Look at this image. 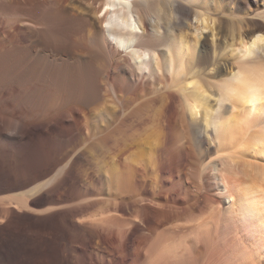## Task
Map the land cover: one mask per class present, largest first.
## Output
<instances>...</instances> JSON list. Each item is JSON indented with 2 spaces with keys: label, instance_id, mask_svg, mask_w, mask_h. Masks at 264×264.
Instances as JSON below:
<instances>
[{
  "label": "bare ground",
  "instance_id": "bare-ground-1",
  "mask_svg": "<svg viewBox=\"0 0 264 264\" xmlns=\"http://www.w3.org/2000/svg\"><path fill=\"white\" fill-rule=\"evenodd\" d=\"M220 1L0 0V18L5 11L38 7L78 22L82 35H76L111 55L108 85L117 99L132 76L139 83L166 79L173 89L136 108L127 119L131 123L122 124L124 140L82 150L80 137H92L96 128L87 121L95 110L85 108L96 96L69 99L71 108L51 124L55 99L48 75L23 61L29 52L26 32L16 22L0 28V264H246L226 253L220 219L213 221V232L209 221L194 225L195 237L184 235L193 226L171 222L175 210L199 208L207 198L193 179L183 181L185 143L191 137L210 149L228 150L234 163L251 146L264 152V59L253 58L264 50V12L226 34L230 30L223 33L210 8ZM242 1L248 9L264 7L260 0ZM208 30L211 42L202 40ZM215 36H221L217 46ZM227 51L246 61L229 67L220 58ZM76 57L75 63L93 59ZM221 75L226 80L214 82ZM226 102L231 105L222 113ZM73 134V140L58 142ZM209 164L221 174L217 163ZM263 172L261 180L243 183L228 175L223 181V175L227 199L219 201L220 211L235 206V186L244 200L248 191L253 194L247 201L255 206L249 203L247 211L245 204L243 210L261 215ZM86 193L105 205L88 221L84 208L68 206Z\"/></svg>",
  "mask_w": 264,
  "mask_h": 264
},
{
  "label": "rangeland",
  "instance_id": "rangeland-1",
  "mask_svg": "<svg viewBox=\"0 0 264 264\" xmlns=\"http://www.w3.org/2000/svg\"><path fill=\"white\" fill-rule=\"evenodd\" d=\"M202 1L203 3L206 2V0H202ZM70 2H72L73 4H79L77 0L75 1L70 0ZM220 2H221L220 4L215 2L213 5L210 6V8L211 11H213L216 15H218L216 20L217 21L216 25H219V20L222 21L224 27L223 33H225L226 30H230L229 32L226 31V34H229L231 30L233 31L238 30L240 27H242L243 23L247 19H250L251 17L258 18V16L256 15L260 14L261 12L262 13L264 12V7H262L259 10H257L256 7L248 9V7L245 5V2L243 3L242 0H236V2L234 1V3L232 2L229 4L226 0L224 2L221 0ZM260 2L264 4L263 0L262 1L260 0ZM215 5L217 9L219 8L218 10L215 8ZM31 8L32 7H30V9L28 7V9L24 8L20 10L5 11V13L1 14L0 28L6 27L8 22L9 23L16 22L17 24H20L24 29V31L26 32V39L28 40L27 46L29 52H27L26 56H24V59L23 58L22 59L24 63L27 65L29 64L30 66L42 67V69L45 70L46 75H48L47 78L49 82L50 96L53 101L55 99L54 101L55 106L53 105L50 110L49 118L51 124L56 123L58 119L63 117L61 115H63L66 112V110H69L71 108L70 106L73 100H78L80 96L82 97L85 94L96 96V100L90 106L85 107L88 109L91 107L93 110H95L94 114L90 115L87 121L91 125L95 124L96 128H93L94 135L92 134V137L90 135L87 137H80L82 150L86 148L90 150L92 146H101L102 142L105 143L111 141L109 143H112L115 141L124 140L125 133L123 131L125 127L122 126V124L124 122H126V124L131 123V121L128 122L127 119L131 118V114L136 110V108L140 104L144 102L146 103L150 99H154V97L162 99L168 94L169 90L171 91L172 86L168 85L171 83L170 82L167 83L166 79L160 78L158 79V81L151 83H148L147 81H145L144 83H139L140 79L139 78L136 79L135 77L132 76L131 81H133V83L131 84V82H129L130 84L127 87L128 89L126 88V90L119 92L118 95L119 99H117V96H115V94L111 90V87H109L108 85L109 83L108 75L112 69L110 66L111 62H109L111 61V55L108 54L109 52L108 51L105 52L104 50H103L104 52L101 51V48H97V46L95 47V45L92 43H89V45H87L88 44L87 41L86 43H84L83 42L84 40H82L79 36L82 33V30L80 29V27L77 26L79 25L78 22L74 21L73 19L71 20L67 16V14H63V16H57L52 11H46L42 13L39 12L40 9H37L38 7H34L32 9ZM101 15L102 13L98 14L97 16L95 15L94 17H92L91 21L95 23L97 21L96 19ZM63 17L66 18L63 19ZM67 19H70L71 22ZM72 21L77 24L71 26L70 24L72 23ZM195 22H196L195 19H193V23ZM96 25L98 26L97 23ZM215 27L216 26H214V28ZM77 33H79L78 36L76 35ZM214 33L217 34V31L215 30ZM211 34L212 33L210 30L204 31L202 40H204L205 37H209L211 42L212 40ZM71 37H73V39L75 40H73ZM220 39L221 36L214 37L213 40L216 46L218 45ZM73 42L74 43L76 42V44L79 45V46L77 45L78 48H75L77 46ZM78 51H80V54L81 51L83 53L81 55L80 54L77 55L79 53ZM228 52L229 51L224 53L222 55L223 57L220 56V58H222L223 63H226L229 67L232 66V64L233 65L235 64L236 66L238 63L242 64L243 62L246 61L244 59V61L242 62L243 60L242 59L240 62H238L240 59L238 58L234 59L231 53ZM99 54H103V55H99ZM76 55L77 57L79 56L80 59H82V57L85 55L86 57H83L85 58L82 59L83 61L87 60L86 59L87 57L89 58L92 57L93 59L90 58L92 59L91 63L85 61H84L85 63L84 62L75 63V61H78ZM255 55L258 58L256 56H253L254 59H259V58L264 59V50L258 51ZM75 57L77 59H75ZM94 57L96 58V60L94 59ZM159 73L160 75L162 74L161 71ZM221 76L217 77L218 79H216V81L214 82H220V80L222 81L226 80L223 78H227V77H224V75L222 77ZM61 96L63 97V99ZM211 98L213 102L217 100L215 99V97L214 98L211 97ZM69 99H73V100H69ZM58 101L59 103H57L56 105L55 102ZM230 105L231 104L229 102H226L224 104V108L222 107L223 109L221 112L222 113L225 112V110H227L225 107H229ZM117 110H120V112L114 113V111ZM122 127L124 128L123 130ZM73 136L74 134L68 138H59L58 142L61 141L60 143H65L71 141L74 138ZM189 140H190L189 143H185L186 144L185 152L187 154V159L183 161L185 167L183 168L182 166H180L181 168L185 169L183 170L184 173H182L185 175L183 181L187 182L189 179H193L198 184V186H201L200 188L197 187L199 188L198 192L200 194H204V195L206 194L207 198L205 199V202L201 206H199V208L198 207L190 208L187 211H184L183 209L175 210V216L171 220V222L173 224L178 223V225L183 227L193 226L195 230L191 228L193 231L190 229L191 231L188 230L185 231V233L182 232L181 235L183 237L184 235L185 237L186 236L195 237L199 232L197 231L199 230V228H197L194 225L197 224L198 226L199 224L206 223L207 221H209L212 225L214 223L213 221L214 220L216 221V219L218 218L217 221L220 219V222H222L221 226L224 236L223 240H225L224 243H225L226 253L228 255L236 256V258H240L241 262L243 263L246 262V264H264V219H263L264 212H262L261 215L260 213L258 215V212L252 210L255 212V214L251 215L252 214L251 212H249L248 214L247 211L251 208L249 207L250 204L253 206H255L256 204L250 202V200L252 201V197H253L252 192L251 191H248L250 193L247 192L248 194L247 197L250 198V200L247 201L249 198L246 197L247 199L244 200L241 196L242 193H240L242 191L240 192L236 191L237 188L234 186L232 187V192L234 197H236L235 206L231 207L229 204H226L224 207H221V211H220L219 209L220 206L218 205L220 200L227 199V196L225 195L226 192L225 184L227 182L226 183L222 182L223 177H225L223 181H225L226 178L229 177L228 179L231 181H235V179L237 178L242 183L245 181L251 182V179H253L254 177L255 179L256 178L257 179L260 178V180L262 179L261 178L263 175L262 172L264 171V166H263L264 152L260 151V149L257 150V148L255 147L253 148L251 146L249 147L250 149L249 148L244 149L245 153L243 152L242 156H239V158L236 157L237 163L236 162L234 163L231 162V159H229L230 158L229 152H226L228 150H226L225 152H219L217 149L214 148H211L212 149L211 150L208 145H205L204 143H201L199 141L197 142L195 139H193V137H191ZM182 141L185 142L186 140H182ZM88 153L90 154V156L94 155L92 151H89ZM231 153L232 152L230 151V154ZM209 163H215V164L217 163L219 166L218 169L219 170L222 169L221 174H219V172L216 170L215 171L212 170L213 168L209 166L210 165ZM207 166H209L210 168H208ZM222 166L225 167V169ZM225 175L228 176L226 177ZM233 177L235 179H232ZM167 178L172 179V175L169 174ZM247 178L250 179L247 180ZM242 179L244 181H242ZM199 193H197V195H200ZM240 199H243L244 204L242 205L244 206L240 205L241 203H243V201ZM239 201H241V203ZM245 204L248 206L247 211L243 210L246 206ZM262 205H264V203ZM262 205L259 206L256 205V207L260 209L263 207ZM68 206L72 208H78V207L84 208L85 210L84 221H88L93 218L92 215L96 210H100L105 205L101 203L99 196H97L96 194L86 193L76 201L68 203ZM213 211L215 213H213ZM213 225L214 226L212 228L210 227V229H212V232L213 230H216L215 223Z\"/></svg>",
  "mask_w": 264,
  "mask_h": 264
}]
</instances>
